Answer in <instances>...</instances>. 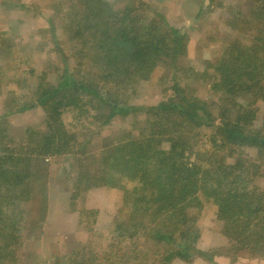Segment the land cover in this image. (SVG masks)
Returning a JSON list of instances; mask_svg holds the SVG:
<instances>
[{"label":"trees","instance_id":"trees-1","mask_svg":"<svg viewBox=\"0 0 264 264\" xmlns=\"http://www.w3.org/2000/svg\"><path fill=\"white\" fill-rule=\"evenodd\" d=\"M254 3L251 16H241L240 12L243 18L239 22L255 31V44L248 47L236 39L225 43L220 60L210 66L215 77L207 71L205 74L213 78L211 89L236 95L258 89L264 102V87L259 82L261 70L264 72V0ZM114 6L108 0H57L51 5L49 27L43 31L52 33L56 50L63 56L59 65L62 69L56 83L46 81L48 73L44 71L35 91L34 100L46 111L49 132L26 128L18 137L17 150H0V264H15L23 222L32 215L40 196V207L47 203L44 205L48 192L44 156L74 151L76 142L72 145L71 141L76 139L63 120L64 111L70 109L77 118L91 117L87 104L95 103V108L101 110L95 115H103L106 107L101 104L100 84L119 85L125 76L147 78L156 62L176 65L178 57L186 54V33L173 27L162 13L156 11L154 17L143 22L139 5H126L118 10L119 14H115ZM57 20L64 21L66 41L71 43L72 56L77 59L73 70L64 67L68 59L63 54V42L55 38ZM81 67H85L83 71ZM92 69L93 76L87 77ZM177 70L173 72L172 96L148 109L149 128L140 137L105 143L96 155L78 152L85 165L79 166L70 194L72 208L89 190L100 187L124 190V202L112 229L99 233L93 224L88 229L107 241L106 248L100 254L94 253L86 242L77 252L81 256L77 255V264H171L176 259L190 262L199 253L195 246L200 237L198 215L191 209L202 206L201 197L217 205L218 219L230 244L250 247L253 253L264 249V189L252 186L262 167L259 160L264 156V125L249 128L255 116L251 107L254 102L250 103L247 96L243 105L226 104L229 99L224 98L215 113L214 105L209 107L188 84L181 83L177 77L181 72ZM77 73L80 78L75 82L73 75ZM85 96L93 99L85 100ZM113 104L104 125L129 110L119 102ZM200 126L212 127L211 138L222 140L218 148L255 149L256 158L245 157L242 150L232 148V164L215 159L205 167L201 157L190 164L185 154L192 149L182 131ZM4 130L0 118V144ZM164 141L170 142L167 149L162 147ZM97 214V210L83 208L79 223L85 215ZM99 258L102 262L97 263Z\"/></svg>","mask_w":264,"mask_h":264},{"label":"rangeland","instance_id":"rangeland-1","mask_svg":"<svg viewBox=\"0 0 264 264\" xmlns=\"http://www.w3.org/2000/svg\"><path fill=\"white\" fill-rule=\"evenodd\" d=\"M56 1L0 0V118L6 127L2 132L5 138L0 144V150H17L18 137L24 134L26 128L40 129L43 133L49 132L46 111L34 99L35 91L41 83L38 77L47 71L46 81L56 83L62 69L59 65H62L63 56L56 50L52 33L43 31L49 27L48 15L51 14V5ZM108 1L115 4V14H119L118 10L125 8L126 5L133 3L139 5L138 14L145 20L143 22L154 17L156 11L162 13L173 27L186 33L188 38L186 54L178 57L176 65L164 61L156 62L147 78L138 75L128 79L125 76L120 79L119 85L111 82L100 84L102 94L100 97L103 100L101 104L106 107L102 110L103 115H95L101 111L95 108V103L87 104L90 106L91 117L77 118L70 109L64 111L62 117L67 128L75 135L76 140H72L71 144L74 145L76 142L73 150L77 152L67 149L62 153L44 156L47 157L43 165L44 177L48 183L44 205L47 203L40 207L42 201L40 196L32 215H27V221L23 222V229L21 233L19 232L20 247L16 250L15 264H77V255L81 258L77 252L86 242L90 243L87 248H93L94 253L102 252L103 248H106L107 241L94 232H89L88 229L92 224L99 233H106L113 228L114 224L111 221L117 209L115 208L113 213L110 210L116 206L119 209L123 206L124 190H111L108 187L91 189L73 209L70 205V194L76 183L79 166L85 165L84 160L79 159V153L85 151L84 155H96L104 148L105 143L140 137L142 131L149 128L148 109L172 96L174 70L178 69L177 72H181L177 75L181 83L188 84V88L194 91L197 97L208 102L209 107L211 104L214 105L215 113L224 98L229 99L226 104L243 105L249 96L250 103L254 102L251 107L255 111L249 128H263L264 102L258 89L250 90L244 95L224 94L217 89H211L209 83L213 78L205 74L207 71L210 75L213 73L212 76L215 77L216 73L210 66L220 60L225 43L236 39L238 43L248 47L255 44L257 40L255 31L239 22L243 18L242 15L251 16L255 8L254 0ZM59 20L56 21L55 38L58 42H63V54L68 59L64 67L73 70L77 59L72 56L71 43L66 41L64 21ZM52 61H56L57 64H51ZM84 68L81 67V70ZM197 73L199 75L196 76ZM187 74L191 75L188 79L184 76ZM260 74L259 82L264 87V72L261 70ZM92 76L93 69L87 77ZM79 78L80 74L73 75L75 82ZM83 98L93 99L90 96ZM113 102H119L129 110L116 115L104 125L112 111ZM150 120L153 121L152 116ZM216 123H219V119ZM182 133L192 149L185 154L190 164L197 161L198 157L202 158L205 167L215 159L232 164L235 161L229 153L232 148L235 151L242 150L245 157L257 156L255 149L235 146L218 148L217 145L221 144L222 140L220 137L211 138V134L214 133L212 127L200 126ZM169 146L168 141L162 143L165 149ZM259 161L262 167L255 174L252 186L262 190L264 156ZM86 162L89 164L88 159ZM201 201V207L191 209L192 213L198 215L197 227L200 229V237L195 249L199 253L196 252L190 262L176 259L171 264H264V249L253 253L248 250L250 247L235 242L230 244L224 234L223 224L218 219L217 205L205 197H201ZM87 207L91 210L100 208L105 212L101 217L85 215L80 224L79 214L73 210L88 209ZM251 245L256 246L253 243ZM100 262L101 258L97 263Z\"/></svg>","mask_w":264,"mask_h":264},{"label":"crops","instance_id":"crops-1","mask_svg":"<svg viewBox=\"0 0 264 264\" xmlns=\"http://www.w3.org/2000/svg\"><path fill=\"white\" fill-rule=\"evenodd\" d=\"M100 188L103 189L102 187H100ZM94 189H99V188H94ZM111 190H112V189H111ZM109 207H111V206H109ZM87 208L89 209V207H87ZM115 208L117 209V211H116L115 215L113 216V218H112L113 220H112L111 222L114 221V219L117 217V214H118V212H119V207L117 208V206L114 207V208H112V210H110V211H112V213H113V211H114ZM96 210L98 211V214H97V215L100 216V217H101V216L104 214V212H105L104 210H102V209H100V208H99V209H96ZM75 212H77V213L79 214V217H78V221H79V220H80V210H75L74 213H75ZM112 213H111V215H112ZM111 222L108 223V226L111 224ZM106 227H107V226H106ZM103 228H104V227H103Z\"/></svg>","mask_w":264,"mask_h":264}]
</instances>
